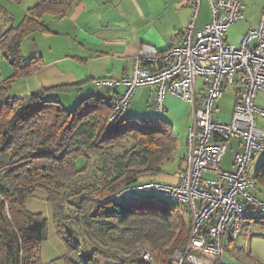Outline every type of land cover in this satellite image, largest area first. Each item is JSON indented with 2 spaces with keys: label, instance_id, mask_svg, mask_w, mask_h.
I'll return each instance as SVG.
<instances>
[{
  "label": "trees",
  "instance_id": "obj_1",
  "mask_svg": "<svg viewBox=\"0 0 264 264\" xmlns=\"http://www.w3.org/2000/svg\"><path fill=\"white\" fill-rule=\"evenodd\" d=\"M79 1L36 0L0 35V53L12 68L0 84V264H43L46 219L26 208L36 191L44 193L65 248L47 264H171L170 256L188 240L187 207L142 195L151 192L108 200L164 172L176 150L170 122L123 114L109 120L113 103L95 97L67 106L57 93L69 86L7 95L14 80L42 63L41 57L24 60L23 39L48 32L42 17H63ZM87 171L91 182H76ZM252 179L254 195L264 200V158ZM247 221L264 226L253 212ZM140 249L150 253L151 262L140 258Z\"/></svg>",
  "mask_w": 264,
  "mask_h": 264
},
{
  "label": "built area",
  "instance_id": "obj_2",
  "mask_svg": "<svg viewBox=\"0 0 264 264\" xmlns=\"http://www.w3.org/2000/svg\"><path fill=\"white\" fill-rule=\"evenodd\" d=\"M210 22L196 28L202 0H186L191 21L182 32L180 43L166 51L144 44L133 56L132 71L120 78H97L95 84L108 90L122 88L113 102L109 120L123 114L138 88H153L154 109L165 111L167 95L192 105V121L187 128L184 169L176 173V182L148 180L122 188L108 198L151 192L172 203L186 206L190 212L189 236L185 245L170 256L171 264H220L228 251L246 249L238 245L249 214L264 219V200L253 193L255 183L247 174L254 154H264V131L257 117L264 108L256 106V93H264V8L259 25L249 29L241 44L225 41L227 28L243 19L244 6L238 0H206ZM201 78L203 91L197 94L195 81ZM235 92L228 122L214 117L216 104L225 88ZM232 139L241 149L232 157L230 170L220 163ZM203 174L213 175L207 178ZM248 252V251H247ZM139 255L145 262L152 257L146 249ZM250 264H259L252 260Z\"/></svg>",
  "mask_w": 264,
  "mask_h": 264
},
{
  "label": "crops",
  "instance_id": "obj_3",
  "mask_svg": "<svg viewBox=\"0 0 264 264\" xmlns=\"http://www.w3.org/2000/svg\"><path fill=\"white\" fill-rule=\"evenodd\" d=\"M238 1L244 6L243 19L230 25L224 35L225 41H228L227 44L234 47L237 46L232 44L234 43L233 30L237 26L240 27L242 39L249 29L258 27L264 8V0ZM200 7L196 28H200L211 19L206 0H202ZM190 19L191 8L186 4V0H80L63 17L43 16L41 20L49 30L48 32H33L28 36V38L31 37L28 44L26 42L28 38L23 39L25 41V47H22L21 44L23 58L29 56V61L30 58L41 57L42 63L40 68L32 74L17 79V84H14L15 82L12 84L7 95L9 97L24 96L42 89L69 86L68 91L57 93L68 106H74L79 100L91 97L113 103L122 88L108 90L97 86L95 80L129 75L133 67V56L144 44L151 45L163 52L172 45L180 43L182 32L191 21ZM11 25H14V21L0 20V35ZM230 39L232 40L230 41ZM11 72H7L10 73L7 77L11 75ZM2 79L0 71V84H2ZM198 79L200 78L195 81V90L197 94L201 95L203 85L202 80ZM225 90L226 88L221 95L225 93ZM145 91L151 95L144 103ZM232 92L233 106L235 92L233 90ZM261 95L262 92L256 93V97ZM155 98L153 88L136 90L123 115L160 116L170 124L173 123L171 117L168 115H164V117L161 115L164 113L158 114L155 111L152 104L155 102ZM255 100L256 106L264 108L261 102ZM144 105L145 109L142 107ZM139 108L144 111H138ZM165 110L168 112V108ZM231 111L228 121L231 120ZM256 125L264 131V118L257 117ZM232 140L234 144H228L231 158L227 161L223 157L224 160L222 159L220 163L223 170L231 169L232 157L241 149V142L237 139ZM180 166L184 167L183 161ZM178 171L177 167L173 176L162 173L154 179L172 184L176 182Z\"/></svg>",
  "mask_w": 264,
  "mask_h": 264
},
{
  "label": "rangeland",
  "instance_id": "obj_4",
  "mask_svg": "<svg viewBox=\"0 0 264 264\" xmlns=\"http://www.w3.org/2000/svg\"><path fill=\"white\" fill-rule=\"evenodd\" d=\"M35 1L36 0H0V20H12L14 21V25L17 24L22 19L27 9L35 4ZM46 18H48V16H46ZM240 30L241 28L237 26V28H235L232 33V39L234 41V43L232 44H234L237 47L239 46V41L242 40L240 37ZM30 38L31 37L26 39L27 44L28 42H30ZM232 39H230V41ZM22 47H25V41L22 43ZM28 57L29 56H26L24 60H28ZM10 67L11 66L9 65L8 60L0 53V71L2 72L3 79L4 77H7V75L10 74L7 73V72H11ZM198 80H201V78ZM16 82L17 81L14 80L11 83L8 92L11 90V86L13 83L17 84ZM138 89H142V88H138ZM232 93L233 92L229 87L226 88L225 93L221 96L220 99H218L216 104L217 111L214 113V117L218 118L220 121H223L225 123L228 122L232 103H233ZM150 95L151 94L148 91H145V95L143 97L145 98L143 99L144 103L150 97ZM255 101L261 102L262 105H264V94L262 93L261 96L256 97ZM149 103L151 102L149 101ZM154 103L152 104L154 105ZM163 105L166 109L168 108V112H166L165 110L163 112L164 114L161 115L163 116L168 115V117L172 118L173 123H171L170 125L172 127L173 132L175 133V143H176L175 146L176 150L174 151L171 160L163 165V171H164L163 173L173 176L175 174V171H177V164L179 160L182 158L184 152L185 137H186L185 133L187 132V128L189 127L192 121V105L188 103L186 100L173 95H167L164 99ZM142 107L144 109L146 108L145 105ZM140 109L142 108H139L138 111L140 112L144 111ZM232 143L234 144L233 140L227 142L226 143L227 147L228 144L231 145ZM224 158L227 161L228 159L231 158V153L229 149L226 151ZM263 158H264V154L258 155L256 153L253 155V158L251 159L247 167L248 176L250 177L254 176L257 167L261 163ZM94 162L96 161L94 160ZM91 175H92L91 171H87L86 173H84V175L82 174L81 176H79L76 179V182L79 181L80 183H90L91 181L88 179V177ZM203 175L207 178H213V175L210 174H203ZM142 195L155 196L160 200H162L163 202H167V199L161 196L159 197L154 193H142ZM44 197L45 196L42 191H36L35 194L26 202V208L27 210L34 213L41 212L42 216L46 219V239L42 244L40 253H41L42 263L47 264L50 261L54 260L55 258L62 256L65 253L64 252L65 248L62 241L55 232L51 217V211L48 205L46 204ZM247 222L249 223L248 224L245 223L242 236L238 240V245L244 246V244L246 243L248 244L247 248L242 250L238 249L236 252L228 251V255H224L221 258V264H250V261L252 260L257 261L259 264H264V226L259 221L258 222L247 221ZM84 248L85 246H83L82 244L78 250L82 251L84 250ZM57 264H61V261H58Z\"/></svg>",
  "mask_w": 264,
  "mask_h": 264
}]
</instances>
